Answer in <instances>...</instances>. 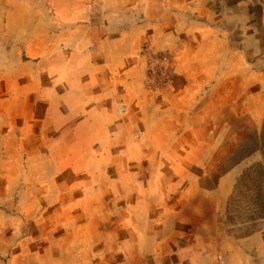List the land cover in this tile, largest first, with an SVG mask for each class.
<instances>
[{"label": "rangeland", "instance_id": "374dc122", "mask_svg": "<svg viewBox=\"0 0 264 264\" xmlns=\"http://www.w3.org/2000/svg\"><path fill=\"white\" fill-rule=\"evenodd\" d=\"M264 0H0V264H264Z\"/></svg>", "mask_w": 264, "mask_h": 264}, {"label": "crops", "instance_id": "0c3cea01", "mask_svg": "<svg viewBox=\"0 0 264 264\" xmlns=\"http://www.w3.org/2000/svg\"><path fill=\"white\" fill-rule=\"evenodd\" d=\"M262 17H263V21H264V10H263V12H262Z\"/></svg>", "mask_w": 264, "mask_h": 264}]
</instances>
